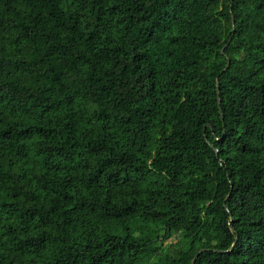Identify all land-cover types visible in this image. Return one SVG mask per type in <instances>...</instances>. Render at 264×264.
I'll return each instance as SVG.
<instances>
[{
  "label": "trees",
  "instance_id": "trees-1",
  "mask_svg": "<svg viewBox=\"0 0 264 264\" xmlns=\"http://www.w3.org/2000/svg\"><path fill=\"white\" fill-rule=\"evenodd\" d=\"M193 259L264 264V0H0V264Z\"/></svg>",
  "mask_w": 264,
  "mask_h": 264
},
{
  "label": "water",
  "instance_id": "water-1",
  "mask_svg": "<svg viewBox=\"0 0 264 264\" xmlns=\"http://www.w3.org/2000/svg\"><path fill=\"white\" fill-rule=\"evenodd\" d=\"M228 68H229V64L227 65L225 70H227ZM217 93H220V92L217 91ZM218 104H220V103H218ZM198 253L195 255L194 259L197 257ZM194 259L192 260L191 264H194Z\"/></svg>",
  "mask_w": 264,
  "mask_h": 264
}]
</instances>
